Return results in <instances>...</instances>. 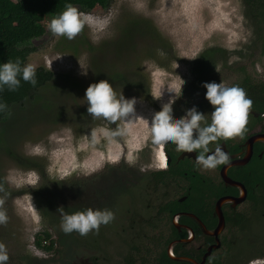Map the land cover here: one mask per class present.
<instances>
[{"label": "flooded vegetation", "instance_id": "1", "mask_svg": "<svg viewBox=\"0 0 264 264\" xmlns=\"http://www.w3.org/2000/svg\"><path fill=\"white\" fill-rule=\"evenodd\" d=\"M235 2L239 3V15L234 22H238L236 26L241 30L237 43L228 46L227 40L218 39L196 51V58H186L184 64L190 69L189 77L172 70L175 63L182 61L175 39L153 18L134 13L127 6L110 22L104 37L88 42L89 57L96 55V50L102 51L96 57L98 61L95 57L88 59V77L85 81L81 79L86 87L105 79L117 98L122 92L125 98L142 101L146 106L143 117L149 122L153 112L170 95L162 93L153 98L157 91L156 70H162L163 87L169 83V77L179 75L184 80L181 95L171 105L173 118L195 106L205 115L203 123H210L212 106L204 97L206 90L202 82L239 86L252 100L247 131L242 137L209 144L212 151L215 143H219L228 153L229 163L201 169L194 159L198 150L180 152L173 143H168L163 149L166 167L157 168V146L151 143L147 124L142 126V131L136 130L129 136L126 133L106 137L103 130L123 127V122L93 117L85 104L75 114L79 124L76 128L80 129L76 135L88 137L92 142L91 152H97V157L92 155L82 166V160L76 159L74 170L62 176L47 175L44 164L36 168L41 183L28 186L26 193L34 199L43 227L32 241L47 239L48 243L41 246L33 243L44 251L37 253L33 249L32 256L24 255L26 264H258L264 261V0ZM158 50L164 55H159ZM67 82L80 87L78 79L70 78ZM82 89L79 91L85 90ZM58 113L64 115L62 110ZM117 153V158L111 159ZM67 185L77 194L84 189L81 192L86 194L90 208L110 209L114 219L86 235L74 231L72 239L76 241L70 247L72 251L59 253L58 240L52 236L41 205ZM20 193L21 190H12L7 198L14 200ZM257 225L262 230L255 232ZM70 252L75 254L72 260ZM8 257L7 264H14V255Z\"/></svg>", "mask_w": 264, "mask_h": 264}, {"label": "rangeland", "instance_id": "2", "mask_svg": "<svg viewBox=\"0 0 264 264\" xmlns=\"http://www.w3.org/2000/svg\"><path fill=\"white\" fill-rule=\"evenodd\" d=\"M127 6L134 13L153 18L175 39L182 65L175 63L172 70L183 77H189L190 73L189 67L184 64L185 56H191L202 47L218 42V39L227 40L226 44L233 46L241 36V30L236 26L238 22H234L236 15H239V3L235 0H112L107 7L95 6L86 11L96 18L94 24H85L70 40L63 35L57 37L48 30L47 24L51 17L38 16L45 32L32 39L35 49L27 55L24 64L32 63L36 67L51 69L55 79L38 88L34 98L13 104L10 115L0 122V200L3 201L0 208L5 210L8 217L5 223L0 224V243L5 245L8 255H14V264H26L24 255L32 256L35 249L44 251L34 246L32 241V237L41 232L43 226L38 213L33 209L34 199L30 196V203L26 193L28 186L34 185L30 182L32 178L29 173L37 174L35 185H40L41 177L36 168H24L18 165V161L28 160L38 166L44 164L47 175L62 176L74 170L77 160H82V166L85 161L92 159V155L97 157V152H91L92 142L88 137L76 135L80 129L76 128L79 124L75 114L87 104L84 91L79 89L83 87L84 90L86 87L82 80L88 77V59L95 57L98 61L96 57L102 51L96 50V55L91 54L89 57L87 47L89 41H98L106 35L110 22ZM104 50L107 53L108 50ZM160 71L156 70L155 73V87L169 95L168 90L178 83V76L172 79L169 77V83L163 87ZM70 78L78 79L81 88L72 87L67 82ZM64 89H68L69 93H64ZM141 102L136 100L134 108L135 113L143 117L146 106ZM59 110H62V117L65 118L53 115ZM145 124L134 119L126 135L132 132L135 134L136 130L142 131ZM81 148L83 150L77 152ZM36 149L41 151L37 152ZM12 190H21L22 193L12 200L7 198V193H12ZM261 230V225L254 228L255 232ZM47 243V239L41 241V245ZM258 264H264V261Z\"/></svg>", "mask_w": 264, "mask_h": 264}, {"label": "clouds", "instance_id": "3", "mask_svg": "<svg viewBox=\"0 0 264 264\" xmlns=\"http://www.w3.org/2000/svg\"><path fill=\"white\" fill-rule=\"evenodd\" d=\"M95 17L90 13L79 11L75 6L68 4L59 15L53 16L47 24L48 30L55 36L63 35L67 39H72L78 34L85 24L92 26ZM158 54L164 53L158 50ZM198 55L194 52L191 56H185L188 59H194ZM214 70L217 71L216 67ZM36 66L32 63L21 65L19 58L15 60H6L0 63V91L5 87L9 91H14L19 87L21 80L32 85L36 84ZM179 82L175 87L168 90L170 93L166 102L162 103L159 110L154 111L150 122L147 118L141 117L135 113V98H125L120 93L119 98L110 83L101 79L95 83H89L84 90V98L87 103L86 111L93 117H103L107 121H122L123 127L117 126L115 130L105 129L103 134L106 137H115L124 135L128 132L129 125L133 120H139L142 124L148 125V133L151 137V143L157 146V168L166 167V157L164 147L168 143H173L177 151L192 153L198 150L194 159L201 169H214L218 165H227L230 157L219 145L215 143L212 151L209 150L210 142H217L221 139H230L233 137H242L247 131V116L252 106V100L246 96L244 90L237 85L226 86L222 82H202V87L206 90L204 97L212 106L210 113V123L205 121L204 113H201L192 106L184 111L179 118H173L172 103L181 95L184 80L179 76ZM19 77V78H18ZM162 95L160 90L153 94V98ZM0 112L10 115L8 106L0 100ZM95 137V133H93ZM135 146V145H134ZM35 151L40 152V149ZM116 156L111 159L115 160ZM131 162L133 157L129 156ZM32 178L31 183H35L37 174L29 173ZM29 202L31 203V197ZM3 201L0 200V203ZM35 210V208L33 207ZM57 211L61 213L60 228L64 233L72 231L80 235H86L89 231H96L100 225L107 224L114 219V213L110 209L86 208L82 211L77 210L71 214L65 213L62 207ZM8 217L3 208H0V224L7 221ZM9 257L3 243H0V264H7Z\"/></svg>", "mask_w": 264, "mask_h": 264}, {"label": "trees", "instance_id": "4", "mask_svg": "<svg viewBox=\"0 0 264 264\" xmlns=\"http://www.w3.org/2000/svg\"><path fill=\"white\" fill-rule=\"evenodd\" d=\"M110 2L111 0H0V63L19 58L21 65L24 64L27 55L35 49L32 39L45 32L42 21L38 19L39 15L52 18L59 15L68 4L76 6L80 11H89L95 6L107 7ZM35 74V85L21 80L14 91H9L6 87L0 91V100L10 111L13 104L34 98L38 88L55 79V73L42 66L35 68ZM53 115L58 118L61 116L59 113ZM7 116L5 112H0V122ZM18 165L24 168L38 167L36 163L23 159L18 161ZM34 243L41 246V241ZM48 247L50 246L46 248Z\"/></svg>", "mask_w": 264, "mask_h": 264}, {"label": "water", "instance_id": "5", "mask_svg": "<svg viewBox=\"0 0 264 264\" xmlns=\"http://www.w3.org/2000/svg\"><path fill=\"white\" fill-rule=\"evenodd\" d=\"M84 189H80L77 194L76 191L70 186L62 187L60 191L54 192V195L43 202L41 205L42 211L48 217V223L52 228V236L58 240V250L60 252H66L67 250H71L70 247L74 244L73 241V232L64 233L61 231L60 223H61V213L57 211L58 207H62L65 213L71 214L77 210H84L86 208H90L89 203L85 200L86 194H83L81 191ZM39 200V198H37ZM36 252L41 253L36 250ZM75 254L70 252V260L74 259Z\"/></svg>", "mask_w": 264, "mask_h": 264}]
</instances>
